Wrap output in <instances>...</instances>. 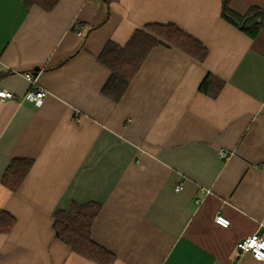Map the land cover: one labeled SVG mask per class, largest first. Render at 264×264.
<instances>
[{
  "label": "crops",
  "instance_id": "1",
  "mask_svg": "<svg viewBox=\"0 0 264 264\" xmlns=\"http://www.w3.org/2000/svg\"><path fill=\"white\" fill-rule=\"evenodd\" d=\"M228 8L264 12V0ZM223 10L224 0H61L51 12L0 0V89L15 96L0 101V211L16 219L0 233V264H98L55 237L71 203L101 206L92 239L113 264H264L237 255L240 241L264 238V24L251 36ZM151 25L178 27L207 57L159 45L114 102L99 57ZM26 72L49 93L40 105L25 98ZM15 159L33 166L13 192L2 180Z\"/></svg>",
  "mask_w": 264,
  "mask_h": 264
},
{
  "label": "trees",
  "instance_id": "2",
  "mask_svg": "<svg viewBox=\"0 0 264 264\" xmlns=\"http://www.w3.org/2000/svg\"><path fill=\"white\" fill-rule=\"evenodd\" d=\"M29 10L38 6L51 12L61 0H22ZM230 0H224L223 17L242 31L256 36L264 24V12L252 8L244 16L229 10ZM177 48L193 58L203 61L207 57L206 48L196 39L176 26H148L136 31L126 45L109 43L99 57L100 63L111 71V77L103 89V94L114 102H119L150 52L159 45ZM212 78L208 76L201 89L204 91ZM220 91L214 93L217 95ZM30 160H13L3 176V184L16 192L31 171ZM102 208L95 203L80 205L71 203L67 210L55 215L53 229L55 237L68 245L74 253L98 264H113L111 253L97 245L92 239V230ZM16 225V219L9 213L0 211V233L9 234Z\"/></svg>",
  "mask_w": 264,
  "mask_h": 264
},
{
  "label": "built area",
  "instance_id": "3",
  "mask_svg": "<svg viewBox=\"0 0 264 264\" xmlns=\"http://www.w3.org/2000/svg\"><path fill=\"white\" fill-rule=\"evenodd\" d=\"M78 33L81 35V32L78 31ZM24 77L30 85V91L27 93L25 98L36 105H40L49 95L48 91L39 85L36 73L26 72L24 73ZM14 98L15 96L10 91L0 89V101L13 100ZM221 157L226 158V153L221 152ZM182 190V185L175 187L176 192H180ZM214 221L223 228H228L230 226V221L222 215L216 216ZM244 254L251 255L255 261L264 262V238L254 234L240 241L237 244V255L240 256Z\"/></svg>",
  "mask_w": 264,
  "mask_h": 264
},
{
  "label": "snow or ice",
  "instance_id": "4",
  "mask_svg": "<svg viewBox=\"0 0 264 264\" xmlns=\"http://www.w3.org/2000/svg\"><path fill=\"white\" fill-rule=\"evenodd\" d=\"M174 264H175V262H174Z\"/></svg>",
  "mask_w": 264,
  "mask_h": 264
}]
</instances>
